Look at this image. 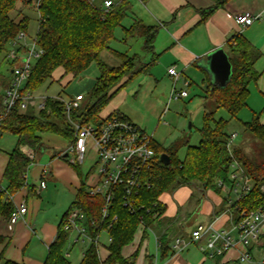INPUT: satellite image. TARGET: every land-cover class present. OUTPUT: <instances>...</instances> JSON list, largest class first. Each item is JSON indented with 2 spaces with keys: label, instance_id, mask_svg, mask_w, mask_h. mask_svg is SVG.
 <instances>
[{
  "label": "trees",
  "instance_id": "trees-1",
  "mask_svg": "<svg viewBox=\"0 0 264 264\" xmlns=\"http://www.w3.org/2000/svg\"><path fill=\"white\" fill-rule=\"evenodd\" d=\"M115 1L116 6L109 13H105L101 5L92 6L82 0H41L39 7L36 4L35 9L41 16L38 43L44 54L36 63L24 93L39 91L49 81L61 82L65 77L70 76L77 79L96 64L100 74L91 92L90 103L81 113L79 108L73 109L71 119L84 125L94 124L97 127L103 126L114 117L129 120L120 113L117 116L113 113L103 116V112L126 85L137 76L148 73L157 62L158 55L154 54V44L159 27L146 25L139 19H134L130 28L123 27L124 21L134 11V0ZM138 1L146 3L149 0ZM228 1L221 0L218 5L204 12L202 22ZM17 3L18 0H0V56L5 53L11 40L16 39L21 32L28 33L30 29L29 17L24 16L20 21L12 18ZM120 27L125 30L123 39L125 44L141 35L144 37L145 50L153 52L154 55L150 63L144 64L137 55L129 56L127 53H119L112 49L111 44L116 40L115 32ZM104 51L115 53L122 64L118 67L107 65L101 60ZM227 51L232 64L231 80L225 88H208L206 98L212 100L217 109L225 110L230 115V120H216L214 113H206L203 127L199 130L201 135L199 145L194 147L189 145V141L184 142L188 147L184 162L178 159V146H173V150H167L154 143L155 161L151 168L145 170L142 186L135 196L136 213L131 214L129 209L124 207L121 193L111 211L112 215L119 216V222L109 230L113 240L109 246L110 256L105 262L101 261L97 247L92 245L80 264H135L138 252L126 259L123 256V249L133 243L141 222L146 224V233L162 219L166 210L160 201L161 196L174 192L181 186L199 184L205 190H215L218 181L230 184L229 177L234 161L242 166L253 181L251 192L231 206V210L237 215L236 223L242 219L238 208L249 212L264 209V161L259 162L249 158L236 146L231 152L228 147L231 135L227 132L230 121L238 118L239 114L249 107L251 86L257 84L263 75L256 68L261 52L241 33L228 41ZM138 62L143 65L136 68ZM58 69H62L64 73L59 80H56L54 75ZM9 84L10 81L4 84L5 89ZM4 112L0 102V113ZM261 115L262 112L254 113L251 121L241 122V125L246 134L264 145V124L260 121ZM0 130L2 134L12 133L18 138L17 146L11 152L5 170L3 179L5 183H0L1 224L8 222L16 211L11 197L16 196L26 185V177L33 164L30 157L25 154L26 149H33L36 155L43 154L46 145L40 134L46 133L65 137L72 143L74 129L68 119L65 105L49 97L46 109L39 115L33 112L21 114L19 109H15L4 118ZM163 154L170 156V165L162 162ZM60 157L65 158V155L61 154ZM73 167L75 170L80 168ZM34 190L35 187L30 186L29 195H33ZM75 206L84 210L89 233L98 235L101 227L104 226L103 197L92 196L87 185L83 183L70 210ZM142 206L144 210L140 209ZM92 222H95L94 227L91 226ZM69 240L70 234L63 230L61 223L44 264H72L65 255ZM0 241L4 242L1 236ZM168 251V245L164 244L163 256H167ZM0 261H4L3 264H18L4 260L2 254Z\"/></svg>",
  "mask_w": 264,
  "mask_h": 264
},
{
  "label": "rangeland",
  "instance_id": "rangeland-1",
  "mask_svg": "<svg viewBox=\"0 0 264 264\" xmlns=\"http://www.w3.org/2000/svg\"><path fill=\"white\" fill-rule=\"evenodd\" d=\"M135 1L134 3L136 4ZM37 2L38 0H18L17 9L11 15L12 18L17 21H20L24 16L30 18L31 23L29 32H23L29 37H35L38 35L41 16L35 9ZM96 2L98 5H101L102 3L100 0H96ZM245 2L250 4L253 0H245ZM134 12L135 11H133L131 16L124 21L123 27L128 28L131 26L134 19L138 20ZM123 27L117 29L116 40L111 44L112 49L121 53L127 51L129 56L138 54L137 56L141 58L142 63H150L153 60L154 55L153 52H147L145 48H143L145 45L144 37L141 35L137 38L131 39L125 44L123 42L125 36ZM246 30L247 29L243 30L245 32L244 36L255 42L258 49L262 50L264 45V18L248 29L247 33ZM11 41L8 43L5 53L0 56V102L3 101V91L6 90L4 84L10 81V71L16 64L15 62L10 61L8 55ZM158 53H161L159 49ZM101 60L112 67H118L122 64L121 59L111 51H104L101 55ZM142 65L143 64L138 62L136 68H139ZM257 69L258 71L262 70L260 74H264V56L257 63ZM153 70L154 72L152 75L151 73L141 74L131 83L126 85V87L114 97L104 110L103 116L110 113H113L114 116H117L119 113L126 116L151 136L156 144H159L167 150H173V146H178V151H175H177L178 159L181 162H184L188 151V147L184 145V142L189 141V145L194 147L199 145L201 140L199 130L203 127L204 116L206 113H214L216 120H230L231 117L225 110L217 109L216 104L205 97L202 89V75L198 68H194L192 72L188 74L189 77L197 83L196 85L194 84L191 87H186L182 80L177 84V90L187 91L189 97L179 101H172L170 104L169 101L172 85L167 76L168 67L162 62V60H160ZM99 74L98 66L93 64L86 73L77 79H73V77L70 76V79L69 77H65L61 82L55 81L51 83L52 81H49L39 91L32 93L35 96L51 97L53 99L60 98L64 101H68L72 97L74 98L81 94L84 96V100L79 107L81 113L90 103L91 92L99 78ZM156 81H159L160 83H157ZM26 84L25 87L27 86ZM263 109L264 94H262L255 85H252L249 107L244 109L239 114L238 118L231 120L227 128L229 135H232L233 133L238 135L234 146L241 148L249 158L259 162L264 161V145L257 139L246 134L241 122L251 121L253 114L260 113ZM29 111L34 113V110ZM35 113L36 115H39L40 111L35 110ZM1 115L2 113H0V116ZM1 134L2 131L0 130V135ZM44 140L46 142V149L43 154L36 155L31 148H28L25 151V154L27 157H30L33 163L29 172V177L31 176L30 173L33 174L38 168V166H35L37 163V165L48 166L47 171L49 172L46 178L48 181V189L42 191L40 197H35L31 199L30 202L31 206L35 205L36 209L35 216L37 224L35 222L33 227L37 230V236L34 237L29 247L26 245L23 250H21V254L24 258H27L26 260L42 262H45L48 256V248L41 242L42 235L40 233V226L47 223V228L49 229L54 225L58 226L62 220V217L66 212H63L64 203L69 199L71 202L74 200L73 196L69 193L67 183L72 180L75 173L74 167L70 163L71 160L75 159V156L70 154L69 157H60V155L68 149L71 143L65 137L52 133L46 134ZM17 143L18 138L16 135L12 133H3L0 136V151L12 152L16 148ZM58 161L61 163H58ZM54 162L60 164V166H54ZM96 163L97 156L90 148L89 143L85 162L79 166L83 175L85 177L88 175L89 184L93 183L97 177L98 170L96 168ZM55 168H59L58 172L60 173L58 175H56L57 169ZM54 173L55 180H51V176H53ZM36 186L38 187L39 185ZM170 193L171 194L166 195L164 198L168 202L169 214L177 216L179 209L195 210L186 223L188 228H193L196 222L195 217L199 214V210H201L206 201L207 203L210 202L204 193V188L199 184L181 186L176 191ZM34 194L38 195L36 189L34 190L33 195ZM1 224L0 229L2 226ZM105 236L106 235H104L103 240H105V246H108L109 243L107 242V236L106 238ZM149 246L150 250H152V241ZM67 247L69 248V251L73 249L69 261L72 264H80L82 262L81 256L88 246L77 245L74 247L71 239L69 240ZM65 253L68 254L67 249ZM3 258L5 257L3 256ZM3 263L4 261H0V264Z\"/></svg>",
  "mask_w": 264,
  "mask_h": 264
},
{
  "label": "crops",
  "instance_id": "crops-1",
  "mask_svg": "<svg viewBox=\"0 0 264 264\" xmlns=\"http://www.w3.org/2000/svg\"><path fill=\"white\" fill-rule=\"evenodd\" d=\"M220 1L221 0H149L146 3H142L138 0L135 1L136 4L134 3V13L136 18L143 21L147 25L159 27L158 35L154 44V54L158 55V58L157 62L149 70V74L151 73L152 75L154 67L158 62H160V60H162V62H164L168 67V70L170 67L176 66L178 72L180 73L179 81L182 80L184 86H186V83L189 82V87H191L197 83L191 79L188 74H190L194 68H198L202 75V89L206 97L208 88H213V79L210 73H208L203 66L207 55L218 48H223L228 55V41L240 33L244 36L245 32L236 22V17L242 12L251 11L254 14L263 13L264 18V0H253L250 4L245 2V0H229L223 6L217 8L205 22H202L203 13L218 5ZM263 18L261 20H263ZM132 25L133 21L131 26ZM251 27L247 28L246 33ZM123 32H125L124 28ZM248 40L258 49L255 42L250 39ZM158 49L161 51L160 54L158 53ZM259 51L261 52L262 58L264 56V45L262 50ZM124 53L128 54L127 51ZM113 54L115 55V53ZM168 70L167 76L171 82L172 91L174 82L168 74ZM261 71L262 70H259V72ZM63 73L62 69H58L55 72L56 76L54 75V78L59 80ZM156 82L160 83L159 81ZM254 85L262 94H264V74L261 76L258 83ZM4 93L5 90L3 91V95ZM29 110L34 109L31 108ZM29 110L20 111V113L26 114L30 112ZM260 121L264 124V109L262 111ZM46 134H40L44 144H46L44 140V136ZM10 154L11 152L0 151V183H5L3 179L5 170L9 164ZM59 161L58 163H61ZM56 162H54V166L59 167L60 164ZM37 164H35V166H38V168L33 172V174L30 173L31 176L28 177V183L36 189V185L44 182L46 184V188L44 190H47L48 181L46 178L49 172L47 171L48 166ZM55 169H57L56 175H58L60 173L58 172L59 168ZM54 175L55 173L51 176V180H55ZM88 180V175L85 177L80 168L75 170L72 180L67 183L69 193L73 196L74 200L71 202L69 199L64 203L63 212H66L63 215L62 220L58 226H52L53 228L51 227L48 229L47 223L40 226V233L42 235L41 242L48 248V252L50 246L56 239L59 225L62 223L65 215L74 204L76 195L81 189L83 183H85L87 187L90 185ZM218 184L219 181L217 182L216 191L204 189V193L210 202L207 203L206 201L201 210H199V214L195 217L196 222L193 228H188L186 223L195 210L191 211V209H179L178 215L172 216L169 214L168 202L164 199L166 195L171 193L162 195L160 201L166 210L164 216L153 228L148 229L146 233L145 231L141 232L137 230L133 243L123 249L124 258L128 259L132 257L133 254L138 252L135 264H242L239 261L241 247L232 249L223 256H218L217 254L212 255L211 252L201 250V248L206 245V239L195 244H190L192 233L198 225L212 224L218 230H231L233 236L237 238V232L233 230V225L236 223L237 215L234 211L228 209L225 194L222 192ZM42 191L38 195H29V188H24L14 197V201L17 206H21L23 203L27 204L28 214L25 221L19 222L12 228L9 227L8 222H2L0 236L4 239V242L0 241V255L2 254L5 257L4 260L12 261L18 264H44L42 261L26 260L27 258H24L21 254V250H23L26 245L29 247L34 237L37 236V230L33 227L35 222L37 224L35 216L36 209L35 205L31 206L30 202L31 199L40 197ZM261 232L262 243L264 245V225L262 226ZM179 238L184 239L189 243L188 246L181 251L174 249L175 241ZM151 241L153 242L152 250H150L149 246ZM164 244L168 245L169 251L167 256H163ZM109 246H106L107 248H103L100 251L99 257H101L103 262H105L111 254ZM220 246L221 244H218V247ZM72 250L69 251V248L67 247V253L70 255L69 258H71ZM81 257L83 260V256ZM245 264H261V252L254 250L253 260Z\"/></svg>",
  "mask_w": 264,
  "mask_h": 264
},
{
  "label": "built area",
  "instance_id": "built-area-1",
  "mask_svg": "<svg viewBox=\"0 0 264 264\" xmlns=\"http://www.w3.org/2000/svg\"><path fill=\"white\" fill-rule=\"evenodd\" d=\"M82 1L92 6L98 5L96 0ZM40 2L41 0H38V7L40 6ZM114 6H116L115 0H103L101 3V8L105 13H109ZM262 18L263 13L254 14L251 11H246L236 17V22L244 30ZM43 54L44 50L38 43V35L29 37L26 33L22 32L15 40L11 41L8 55L10 61L16 64L12 67L10 84L3 95L2 106L5 112L0 116V124L15 109L28 111L32 108L40 112L46 109L49 97L35 96L31 92L24 93L25 84L29 83L33 69ZM168 74L174 82L169 104L172 101L188 98L189 93L187 91L177 90V84L180 80V73L177 67H170ZM186 87H189V82L186 83ZM55 99L65 105L68 119L74 129V140L62 155L69 157L70 154H73L75 159L71 160L70 163L73 166H80L85 162L88 144L90 143V148L97 156L96 168L98 174L95 181L88 186L89 193L92 196L100 195L104 199V206L102 208V224L104 226L101 227L98 235L89 233V228L86 225V214L78 206L71 209L64 217L62 221L63 230L70 234V240L72 239L74 247L77 245L88 246L82 254L83 258L92 245L97 247L99 255L103 248H107L103 236H107L109 245L113 241L109 230L119 222V216L112 215L111 211L119 193H121L124 207L129 209L131 214L136 213L135 196L138 195L139 189L142 186L145 170L151 168L154 164L156 151L153 145L155 141L138 125L120 117L108 120L101 127H97L94 124L84 125L73 121L71 119V111L81 106V102L84 100L83 95H78L68 101L60 98ZM237 138L238 135L236 133L230 136L228 147L231 152ZM28 177L29 175L26 177L25 188L30 187ZM229 181L230 184L219 181L218 185L225 194L228 209L231 210L232 205L251 192L253 181L237 161H234L232 164ZM45 188L46 184L42 182L36 187V191L39 194ZM14 197H11V201L15 204ZM15 206L16 211L8 221L10 228L21 221H25L28 214L26 203H23L21 206L15 204ZM140 209L144 210L145 208L142 206ZM238 211L242 219L239 223L233 225V230L237 232V238L233 236L231 230H218L212 224L198 225L192 233L190 244H195L206 239V245L201 250L211 252L212 255L217 254L218 256H223L228 251L241 247L239 261L242 264L251 262L253 260V251L257 250L261 252V264H264V245L262 243L261 232L264 225V209L261 208L257 211L249 212L238 208ZM91 226L94 227L95 222H92ZM146 229V224L141 222L138 231L144 232ZM188 244L186 240L179 238L175 241L174 249L181 251ZM218 244H221V246L218 247ZM66 257L69 258L70 255L66 254ZM99 258L101 260V257Z\"/></svg>",
  "mask_w": 264,
  "mask_h": 264
},
{
  "label": "water",
  "instance_id": "water-1",
  "mask_svg": "<svg viewBox=\"0 0 264 264\" xmlns=\"http://www.w3.org/2000/svg\"><path fill=\"white\" fill-rule=\"evenodd\" d=\"M203 66L213 79V88L221 89L228 85L232 76V64L223 48H218L209 53ZM161 160L165 165L171 164V158L167 154H163Z\"/></svg>",
  "mask_w": 264,
  "mask_h": 264
}]
</instances>
